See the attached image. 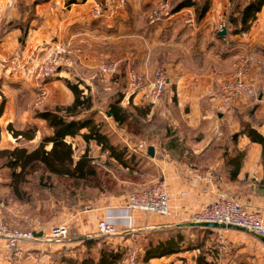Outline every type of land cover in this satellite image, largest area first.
<instances>
[{"label":"crops","instance_id":"crops-1","mask_svg":"<svg viewBox=\"0 0 264 264\" xmlns=\"http://www.w3.org/2000/svg\"><path fill=\"white\" fill-rule=\"evenodd\" d=\"M92 1L76 0L63 7L62 3L54 6V0H0V12L4 10L0 13V27L5 28L0 33V60L37 56L42 48L58 40L70 48H82L79 67L83 72L86 70L85 76L99 59L114 56L113 51L123 61L120 68L132 67L147 80L153 79L155 69H163L167 75L166 90L175 95L174 106L183 112L188 132L174 133L171 142L167 136L166 147H154L153 160L168 187L171 215L158 217L127 211L116 200V204L109 202L79 216L80 227L91 230L98 219L107 218L121 223L115 236L165 230L187 223L189 214L209 202L217 192L235 196L252 208L264 207L262 146L245 134L233 137L242 121H249L264 136V3L247 32L232 35L228 31L220 36L214 15L229 14L236 0H209L204 17L195 18L191 26L178 19L175 14L179 10H171L172 15L156 27L148 23L149 6L144 0H127L124 9L116 14L89 20L87 7ZM116 1L109 0L107 6H114ZM185 8L188 6L182 7ZM189 8L195 12L193 7ZM246 48L255 60L249 78L257 90V98L216 116L207 114L215 103L220 83L234 72L235 63L246 53ZM62 68L56 74L58 78L47 82L16 71L9 73L10 68L0 72V94L5 99L0 117L3 147H9L21 137H13L8 125L19 131L27 126L43 125V120L34 117V109L72 102L71 91L60 82L69 78V72ZM148 98L146 87L131 100L139 104L141 99ZM36 132L39 136L40 131ZM232 159L237 161V168ZM84 218L87 220L80 222ZM124 224L130 228H124ZM188 252L169 255V259L190 257L187 262L195 264V250ZM9 259L17 261L15 256Z\"/></svg>","mask_w":264,"mask_h":264},{"label":"rangeland","instance_id":"rangeland-1","mask_svg":"<svg viewBox=\"0 0 264 264\" xmlns=\"http://www.w3.org/2000/svg\"><path fill=\"white\" fill-rule=\"evenodd\" d=\"M33 1L41 2L43 0ZM55 1L52 3L54 6L62 3V0L57 4ZM96 1L105 5L109 0ZM125 1L126 5L127 0ZM166 1L172 10L173 4H176L178 0ZM144 2L147 3L150 11L152 8L151 0H144ZM196 2L200 4V0H196ZM3 11L2 9L0 13L3 14ZM175 15L182 21L180 14ZM176 16L175 18H177ZM159 24L152 26L156 27ZM4 31L5 28L0 29V33ZM51 45L52 43H49L46 48H42L35 59L41 58ZM112 53L115 55L109 58H118L116 56L117 52L113 51ZM6 60H0V72L8 70L9 66ZM102 60L106 59H99L98 63ZM122 62L117 67V71L111 76L103 75L98 69V63L91 71L87 72L88 76H85L86 70L85 73L81 71L79 64L72 68L64 66L62 69L69 72L68 80L82 82V87L87 86L86 92L91 95L93 108L96 112L95 120L101 125V129L106 132L112 143L124 146L128 152L127 156L133 157V159L132 157H126L129 167H124L110 157L109 152L102 150L93 140L85 142L80 135L69 137L67 141L72 145L74 161L85 154L94 167L95 174L87 179L56 176L39 169L36 172L27 174L24 181L17 183L19 181L17 177L13 179L10 170L2 165L4 161L1 157L0 221L9 227L31 231L37 240L25 242L11 252L0 253V264H60V259L63 257L77 260L91 257L96 260L99 249L103 247L123 251L126 256L136 250L138 264H189L187 260L190 257L181 259L180 257L175 258V255L172 257L175 259L164 256L156 260L142 261L144 254L143 242L145 243L148 232L138 236L106 237L99 235L95 227L91 230L82 229L78 223V217L85 215V212L91 211L100 205H107L109 202H112L110 204H116V200L122 204V200L132 191L161 181L159 168L153 160L155 156L150 157L147 155L148 146L166 147L168 134H177L181 131L188 132L183 120V112L174 106L172 100L169 101V97H172L169 90H166V93L160 98L150 95V99H141L139 104L138 102L135 103L134 100H130V97L139 93L143 88L138 89L131 95L127 94L126 73L133 68H120ZM8 72L11 73L12 71L9 70ZM57 72L43 79V81L47 82L58 78L56 77ZM137 72L144 76L143 73ZM82 79H86V82ZM64 80L62 79L60 82L69 90ZM2 97L0 94V100ZM61 97H65L64 93ZM117 98H121L120 105L129 108L132 114V118L123 125L114 122L105 112L109 102ZM133 106L139 107V111H135ZM45 108H48V106L37 107L34 109L33 114L35 111ZM11 128L14 129L12 126ZM37 130L40 131L39 136ZM22 131L37 135L38 138L34 137L30 140L24 136L18 137L9 147L5 148L0 144V149L13 150L17 147L26 148L30 151L38 145L43 135L50 132V129L46 123H43L40 126H27ZM9 132L11 133L10 130ZM47 148H49V145ZM18 170L17 168L16 171ZM14 185L17 186V191L13 189ZM86 220L87 218H84L80 222ZM62 224L68 226L71 232H77L83 238L78 236L60 241L52 240L48 235L50 229L53 226ZM229 229L230 231L212 230V234L206 242L211 254L208 259L216 261L217 264H235L242 260H245L248 264H264V243L245 230L235 227ZM125 239H129V241ZM86 240H90V244H87ZM192 251L189 250L188 253ZM195 252L196 254L199 253L198 250H195ZM12 256H15L17 261H10L9 258H12ZM177 260L179 262L176 263Z\"/></svg>","mask_w":264,"mask_h":264},{"label":"built area","instance_id":"built-area-1","mask_svg":"<svg viewBox=\"0 0 264 264\" xmlns=\"http://www.w3.org/2000/svg\"><path fill=\"white\" fill-rule=\"evenodd\" d=\"M63 7L67 6L62 0ZM125 0H117L114 6L93 0L87 7V18L89 20H100L106 14L112 15L121 11L125 7ZM152 8L148 14V23L155 25L161 23L164 18L172 15L170 5L166 0H151ZM110 8V9H109ZM176 14H180L182 21L189 26L195 23V12L188 8L179 9ZM216 31L226 29L229 31L228 13L219 12L214 15ZM244 46V43H243ZM82 49L78 47L70 48L61 41L54 42L48 51L41 57L13 58L6 60L7 65L13 72H20L33 79H45L52 76L60 68L74 67L79 64ZM255 60L246 48V53L238 57L235 63L234 72L225 78L219 85L217 97L212 108L207 110L209 115H218L227 112L237 104H246L250 99L257 98V90L249 78L250 70ZM121 63L120 58H108L100 61L99 71L103 75L111 76L117 71ZM127 94L135 93L138 89L148 88L149 94L155 98H160L167 89V75L163 69H155L153 79L147 80L146 76L139 74L134 69L128 70ZM121 207L127 211H136L145 215L164 217L171 215V200L165 180L156 182L148 187L132 191L123 200ZM187 222L202 223L216 222L227 224L231 227L245 230L253 235L264 237V207H249L241 199L230 196L225 192H217L212 199L201 204L188 216ZM120 224L112 219H98L95 224L96 232L99 235L110 237L115 236L120 230ZM124 228H130L124 224ZM52 240L60 241L69 237H83L77 232H71L66 225L53 226L49 233ZM37 238L31 231L9 227L0 221V253H8L16 250L25 242L36 241ZM136 250H133L122 261V264H138Z\"/></svg>","mask_w":264,"mask_h":264},{"label":"trees","instance_id":"trees-1","mask_svg":"<svg viewBox=\"0 0 264 264\" xmlns=\"http://www.w3.org/2000/svg\"><path fill=\"white\" fill-rule=\"evenodd\" d=\"M75 1L66 0L67 3ZM263 3L264 0L234 1L228 14L229 33L240 35L247 32ZM187 6L194 8L195 18L200 20L208 10L209 0H200V4L196 0H181L173 6L172 11ZM64 81L73 95L72 102L34 112V117L43 120L50 129V133L43 135L38 145L30 151L26 148L17 147L13 150L0 149V158L2 157L4 161L2 165L10 170L13 179L17 177V180H19L17 183L24 181L27 174L36 172L39 169H42L45 173L75 179H87L93 176L95 169L85 154L80 156L78 160H73L72 145L67 141V138L76 135H80L85 142L93 140L102 150L109 152L110 157L124 167H129L126 157L132 156H127L128 152L124 146L112 143L106 132L101 129V125L95 120L96 112L93 108L92 97L86 92L87 86L82 87V82L79 81L71 82L68 79ZM171 100L173 104L176 103L175 95L172 96ZM252 100L254 99L252 98ZM120 101L121 98H117L109 102L105 112L114 122L123 125L132 118V114L129 108L120 105ZM4 105L5 99L2 97L0 100V117ZM133 108L135 111L140 109L137 106H133ZM240 126V130L233 137L236 138L239 134H245L252 142L259 143L262 146V160L264 162V136L249 121H242ZM7 128L14 137L24 136L32 139L34 136L24 131L14 130L11 125H8ZM171 135L174 134H168V137H171ZM172 140L171 137L170 142ZM48 145L49 148H47ZM172 146H175L174 141ZM232 164H235L237 168L238 163L235 159H232ZM17 168L18 171H16ZM13 187L17 191V186L14 185ZM213 229L200 226H175L161 231H149L146 234L145 243L143 242L144 254L142 261L145 262L153 258L189 250H198L199 253L194 258L195 264H217L216 261L208 259L211 254L206 244ZM89 241L86 240L87 244H90ZM125 256L126 253L123 251L103 247L99 249L96 260L91 257L80 260L63 257L60 259V264H122ZM235 264L248 263L242 260Z\"/></svg>","mask_w":264,"mask_h":264},{"label":"water","instance_id":"water-1","mask_svg":"<svg viewBox=\"0 0 264 264\" xmlns=\"http://www.w3.org/2000/svg\"><path fill=\"white\" fill-rule=\"evenodd\" d=\"M227 33V30L226 29H223V30H220L218 32V34L220 36H224L226 35ZM109 116V115H108ZM147 153L150 157H153L154 156V147L153 146H149L148 149H147ZM177 226H200V227H210V228H214V229H224V228H231L230 225H227V224H219V223H216V222H202V223H193V222H187V223H184V224H177ZM258 239L264 243V237L263 236H257ZM83 238V237H81Z\"/></svg>","mask_w":264,"mask_h":264}]
</instances>
